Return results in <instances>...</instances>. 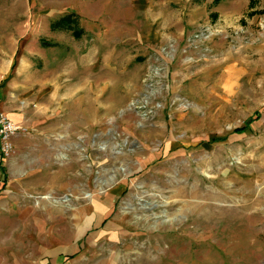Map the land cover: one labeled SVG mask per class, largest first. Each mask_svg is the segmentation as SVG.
Wrapping results in <instances>:
<instances>
[{
	"label": "rangeland",
	"instance_id": "rangeland-1",
	"mask_svg": "<svg viewBox=\"0 0 264 264\" xmlns=\"http://www.w3.org/2000/svg\"><path fill=\"white\" fill-rule=\"evenodd\" d=\"M0 112V264H264V0H0Z\"/></svg>",
	"mask_w": 264,
	"mask_h": 264
},
{
	"label": "built area",
	"instance_id": "built-area-1",
	"mask_svg": "<svg viewBox=\"0 0 264 264\" xmlns=\"http://www.w3.org/2000/svg\"><path fill=\"white\" fill-rule=\"evenodd\" d=\"M18 125L0 112V156L8 157L12 152L10 137L18 130Z\"/></svg>",
	"mask_w": 264,
	"mask_h": 264
},
{
	"label": "trees",
	"instance_id": "trees-1",
	"mask_svg": "<svg viewBox=\"0 0 264 264\" xmlns=\"http://www.w3.org/2000/svg\"><path fill=\"white\" fill-rule=\"evenodd\" d=\"M74 22V19L70 16V15H65L62 16L60 18H58L57 20H55L54 22H52V26L55 28H70L72 23ZM244 129L242 128H237L235 129V132H242ZM0 170L2 171V174L4 175V167L2 165V159L0 157Z\"/></svg>",
	"mask_w": 264,
	"mask_h": 264
}]
</instances>
